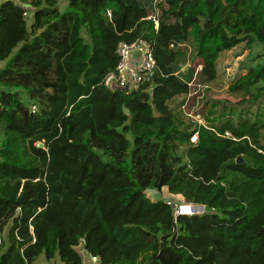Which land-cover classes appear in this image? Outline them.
<instances>
[{
	"label": "trees",
	"instance_id": "trees-1",
	"mask_svg": "<svg viewBox=\"0 0 264 264\" xmlns=\"http://www.w3.org/2000/svg\"><path fill=\"white\" fill-rule=\"evenodd\" d=\"M153 1L32 0L31 21L0 6V264H85L81 245L102 264H264V0H160L158 28ZM138 39L154 72L106 87ZM242 42L263 51L205 124L173 107L192 89L189 45L208 84ZM165 187L206 212L176 217L149 196Z\"/></svg>",
	"mask_w": 264,
	"mask_h": 264
},
{
	"label": "rangeland",
	"instance_id": "rangeland-1",
	"mask_svg": "<svg viewBox=\"0 0 264 264\" xmlns=\"http://www.w3.org/2000/svg\"><path fill=\"white\" fill-rule=\"evenodd\" d=\"M64 1V0H63ZM160 1V0H158ZM154 0L152 4L154 6H149L150 13L157 14L159 9L155 5L158 2ZM64 3V2H63ZM32 12L33 8H29L28 20H32ZM18 47L14 50L16 52ZM263 48L259 44H254L253 46L249 47L246 42H242L236 47L224 51L221 53L219 59L217 60V78L208 83L202 84L199 80L198 72L201 71L202 65L200 59L196 57L194 46L189 45L188 47V59L187 63L183 65L182 70L186 72L189 68H195L194 78L192 80L191 92L188 95H181L176 98V100L172 103L173 107L177 110L181 108L184 110L186 117L191 118L194 123H202L205 124L204 117L200 112L203 105L206 104L207 100L214 99V98H225L228 97V87L229 85L241 74L246 71V67L251 64L256 63L254 57L257 54L262 53ZM13 52V53H14ZM7 60L0 59V68H3L6 64ZM183 103V105H181ZM4 138V124H0V142ZM149 196L153 199H172L173 201L184 202L182 197H175L172 193L169 192L167 188L159 191L156 189H149L148 190ZM8 228L4 231L6 234ZM80 253L83 256L85 264H88V254L84 250L83 246L78 247ZM38 264H64L59 256L54 258L53 260L49 261L46 259L44 254H41L37 259Z\"/></svg>",
	"mask_w": 264,
	"mask_h": 264
},
{
	"label": "built area",
	"instance_id": "built-area-1",
	"mask_svg": "<svg viewBox=\"0 0 264 264\" xmlns=\"http://www.w3.org/2000/svg\"><path fill=\"white\" fill-rule=\"evenodd\" d=\"M6 1L24 5L27 8L25 14H29L32 0H0V6ZM108 14L111 15V12L109 11ZM147 18H152L156 23V28H158L156 14L151 13ZM117 54L119 56L117 68L114 72L108 74L104 80V85L111 89L121 88L128 91L139 89L146 76L151 75L157 65L152 45L144 39H138L132 43L120 42L117 47ZM191 141H197V134L191 137ZM166 201L173 206L176 217L179 215L203 214L207 210L205 204L185 202L184 200V202H178L172 199ZM86 253L88 254V264H102L99 256Z\"/></svg>",
	"mask_w": 264,
	"mask_h": 264
},
{
	"label": "crops",
	"instance_id": "crops-1",
	"mask_svg": "<svg viewBox=\"0 0 264 264\" xmlns=\"http://www.w3.org/2000/svg\"><path fill=\"white\" fill-rule=\"evenodd\" d=\"M165 188H167V187H165ZM168 189V188H167ZM174 196L175 197H182L181 195H179V194H174ZM182 200H183V197H182Z\"/></svg>",
	"mask_w": 264,
	"mask_h": 264
},
{
	"label": "water",
	"instance_id": "water-1",
	"mask_svg": "<svg viewBox=\"0 0 264 264\" xmlns=\"http://www.w3.org/2000/svg\"><path fill=\"white\" fill-rule=\"evenodd\" d=\"M44 144L43 143H40L39 146H43ZM238 161H242V158H239Z\"/></svg>",
	"mask_w": 264,
	"mask_h": 264
}]
</instances>
